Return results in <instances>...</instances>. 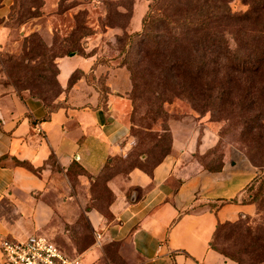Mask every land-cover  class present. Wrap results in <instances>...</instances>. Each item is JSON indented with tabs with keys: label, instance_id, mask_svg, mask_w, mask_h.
I'll use <instances>...</instances> for the list:
<instances>
[{
	"label": "crops",
	"instance_id": "1",
	"mask_svg": "<svg viewBox=\"0 0 264 264\" xmlns=\"http://www.w3.org/2000/svg\"><path fill=\"white\" fill-rule=\"evenodd\" d=\"M5 3L11 6L1 0V19L7 17ZM7 34L0 26V43ZM69 58L57 61L60 78L74 61ZM90 60L73 68L86 70ZM116 66L89 65L86 78L69 90L63 85L66 92L57 101L64 105L51 114L27 93L0 96V238L44 237L83 264H234L210 242L218 223L256 213L253 205L241 204L258 175L247 160L226 161L221 172L210 173L196 158L206 146L200 137L174 133L171 153L150 173L135 168L102 176L108 162L131 152L122 108L132 84L128 71ZM74 163L80 169L73 171ZM100 175L113 196L109 220L90 208ZM232 200L241 206L235 209ZM96 231L104 235L101 247Z\"/></svg>",
	"mask_w": 264,
	"mask_h": 264
},
{
	"label": "rangeland",
	"instance_id": "2",
	"mask_svg": "<svg viewBox=\"0 0 264 264\" xmlns=\"http://www.w3.org/2000/svg\"><path fill=\"white\" fill-rule=\"evenodd\" d=\"M152 1L7 0V5L11 3L10 8H7L8 10L5 8L6 3L4 8L2 7L3 11H7V17L0 18V26L8 31L0 43V94L11 90L27 93L43 99L47 105L54 107L57 98L62 96L61 92H66L64 90L66 85H69V90L76 81L86 78V71H90L91 67L107 64L109 61L117 65L116 67H120V64L138 62L133 56L135 51L125 56L124 50H127L128 37L142 32L141 22ZM186 3L189 4L190 0H165L162 10L173 12L179 7L186 6ZM232 8L237 12L246 10V6L239 0L232 4ZM78 26H83L92 35L79 38L80 52L71 58L74 61L68 62L69 65L63 68L64 75L60 78L62 69L56 65L58 60L56 61L55 56L66 47L63 40L71 36ZM35 45L39 47L35 48ZM90 58V62L84 65L86 70L73 68ZM64 59L68 61L70 58ZM137 75L141 76L138 73ZM140 82L142 87L139 93L133 100V94L129 98L127 96L122 108L123 119L130 129L131 150L136 147L133 156L135 159H130L128 167L139 165L150 170L165 156L173 142L174 133L181 139L195 135L200 137V145L204 143L206 146L198 155L208 169L217 167L221 161L225 165L226 161L235 162L240 159L247 160L256 168L250 160L251 157L264 164L262 93L259 96L256 92L255 97L257 100L260 99V110L254 108L248 116L240 118L242 115L240 110L224 112L216 107L215 110L211 108L205 112L198 111L184 98L179 97L176 90H163L158 87L156 88L158 94H155V88L150 89L144 80ZM147 91L148 93H144ZM242 93L241 87H237L232 91L231 97L237 101ZM161 102H165L163 109L167 115L156 108ZM258 112H261V116L257 118L255 124L253 121L244 123V119L255 117ZM258 134L263 139L260 141L263 142L255 144L254 140H258ZM139 155L145 162H141ZM256 170L261 174L264 166L262 170L258 168ZM112 171L127 173L129 170L125 172V167L118 165ZM108 194L105 191L99 194L98 198L94 197L95 202H91L90 206L106 211L110 200ZM228 203H233L234 208L241 206L236 202ZM233 213L235 214L236 210ZM248 222L250 226H254L258 219L255 217ZM2 240L4 239L0 238V260L6 262L1 250ZM235 242L240 243V240ZM233 243L228 231L222 233L215 241L218 249L227 253L234 249Z\"/></svg>",
	"mask_w": 264,
	"mask_h": 264
},
{
	"label": "trees",
	"instance_id": "3",
	"mask_svg": "<svg viewBox=\"0 0 264 264\" xmlns=\"http://www.w3.org/2000/svg\"><path fill=\"white\" fill-rule=\"evenodd\" d=\"M235 1L190 0L186 6L167 12L162 10L165 0H153L142 19V32L128 37L127 50L123 49L126 52L125 56L135 51L133 56L138 60L135 63L119 65L130 74L132 88L128 98L131 94L132 100L135 98L142 87L140 81L144 80L150 89L155 88V94H158L156 89L158 87L163 90H176L179 97L184 98L198 111L205 112L211 108L215 110L216 107L224 112L240 110L242 112L240 118L248 116L254 108L259 111L260 99L257 100L255 97L256 92L257 95L260 96L262 93L264 96V0H239L246 6V10L238 12L232 8ZM91 35L86 28L78 26L71 36L63 40L66 47L55 56L56 61L70 57L71 54H79V38ZM36 47L39 46L35 45ZM141 65L143 67H139ZM137 73L141 76L138 77ZM58 74L59 71L57 76ZM101 86L105 98L108 89L104 81ZM237 87H241L243 93L240 99L235 101L231 94ZM63 93L62 91L61 94ZM37 99L44 103L48 114L64 105V101L56 100L52 107L43 99ZM164 103L157 104L156 108L160 112H164ZM260 116L261 112H258L255 117L244 119V123L253 121L255 124ZM260 140L263 139L258 134V140H254L255 144L263 142ZM135 149L136 147L125 158L118 157L108 162L102 176L105 171L113 170L118 165L125 167V172L138 168L150 173L171 153L172 143L165 156L150 170L139 165L128 167L130 159H135L133 157ZM196 158L202 168L210 173H219L224 168V162L221 161L217 167L208 169L200 161L198 154ZM140 160L145 162L142 158ZM250 160L256 168L262 170L263 162L253 157ZM24 166L35 172L28 164L25 163ZM72 169L75 171L80 167L74 163ZM102 176L96 177L92 184V202H95L94 197L98 198L99 194L105 191L109 193L110 200L106 211L97 207L109 220L111 215L108 206L113 196L103 182ZM241 204L253 205L255 215H244L234 222L218 223L210 247L235 264H264V171L245 189ZM255 217L258 222L250 226L248 220ZM225 231H228L229 238L234 242L231 253L222 251L215 245L217 238ZM236 240H240V243H236Z\"/></svg>",
	"mask_w": 264,
	"mask_h": 264
},
{
	"label": "built area",
	"instance_id": "4",
	"mask_svg": "<svg viewBox=\"0 0 264 264\" xmlns=\"http://www.w3.org/2000/svg\"><path fill=\"white\" fill-rule=\"evenodd\" d=\"M41 133V129H37ZM95 245L102 246L104 235L94 233ZM1 250L9 264H83L81 257L70 258L64 255L55 245L46 238L31 236L26 240L4 239Z\"/></svg>",
	"mask_w": 264,
	"mask_h": 264
},
{
	"label": "water",
	"instance_id": "5",
	"mask_svg": "<svg viewBox=\"0 0 264 264\" xmlns=\"http://www.w3.org/2000/svg\"><path fill=\"white\" fill-rule=\"evenodd\" d=\"M73 56H75V54H71V56H70V57H73Z\"/></svg>",
	"mask_w": 264,
	"mask_h": 264
}]
</instances>
